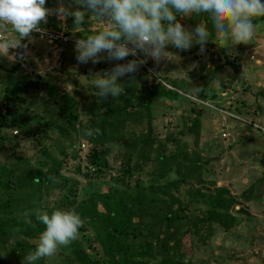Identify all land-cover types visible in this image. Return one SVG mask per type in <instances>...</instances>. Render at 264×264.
Returning a JSON list of instances; mask_svg holds the SVG:
<instances>
[{
  "label": "rangeland",
  "instance_id": "1",
  "mask_svg": "<svg viewBox=\"0 0 264 264\" xmlns=\"http://www.w3.org/2000/svg\"><path fill=\"white\" fill-rule=\"evenodd\" d=\"M61 3L66 7L71 5L73 11L78 7L73 0H46L45 7L53 10ZM196 17L195 14L188 16L180 14L177 19L191 30L194 27L189 25L187 18L195 20ZM197 22L201 24L202 20L199 19ZM41 23L48 28L67 32L73 41L50 43L31 33L29 38L23 39L25 43L19 61L14 58L18 48L9 49L7 55H0V102L3 89L20 88V91L9 95L10 113L7 119L13 125L22 124L20 129L17 127L1 129L5 138L0 145V169L12 161V155H22L32 165H35L38 159H46L44 156L49 158V135H55L49 132V120L57 114L58 107L63 106L64 115L72 109L76 115L75 126L77 124L86 126L92 101L99 98L94 85L96 74L102 75L103 72L110 71L116 63L126 62V60H101L95 64L91 61L87 64L77 62L75 41L96 35L105 28L104 23L91 13L86 14L85 22L82 24L75 25L72 16L60 19L52 13L47 15L46 23ZM253 23L254 36L247 44L233 46L221 42L215 34L212 38L214 47L205 46L206 51L203 55H198L197 44L188 50H178L169 44L165 49L167 51L165 57H162L158 64L148 57L147 63L142 65L138 72L119 79V83L124 86L125 95L127 93L145 95L153 87H157V90L175 91L181 95V97L155 95L157 99L151 102L149 114L150 128L157 139L167 140L165 145L170 151L175 149L176 144V140L172 142V137L179 139L178 145L185 144L184 152L187 153V157L193 159L194 164L199 167L201 182L191 180L193 183L191 195H187L182 182L180 185L183 186H180L179 190L171 189L172 193L183 201L193 195L198 197L196 202L191 198L187 214L202 217L210 202L200 194L212 197L217 189H224L227 191L225 197L229 196L235 200L228 210H218L219 215L213 212L212 216L218 219V223L215 220L211 222L214 223V227L208 244L205 242L197 249L194 247L195 235L190 234L185 241L184 228L178 232L177 239L183 243L192 240L195 248L191 255L195 254L192 258L191 255L187 256L185 264H196V259L205 263L213 253L209 249L215 248L218 243H227L231 247L239 248L238 246L246 239L243 229L250 231L255 226H264V218L259 220L251 214L254 212L264 215V17L253 18ZM14 38L15 32L10 26L8 31L0 29V39ZM217 47L226 48V55L233 66L223 62L224 57L218 52ZM135 58L137 57L130 56L127 59ZM194 62L198 67L190 69ZM215 66H220V69L215 72L214 77L206 79V70ZM217 81L220 85L218 88ZM195 88L199 90L193 91ZM100 99L112 103L119 100L110 95L106 99ZM56 118L58 122H62L64 116ZM145 118L144 115L141 127L145 126ZM193 120L196 126L192 130L190 127ZM37 124L45 125L41 127H45L46 131L37 132L38 139L34 140L24 131L34 129ZM221 129L226 132V137L220 136ZM78 137L73 150L62 140L53 146L55 153L60 148L66 153L64 164L61 166L65 180L55 182V188L50 191L49 188L42 191L41 199L46 207L60 198L62 192L57 187L62 183V191L72 184L75 199L80 200L109 187L130 191L137 185H157L178 180L180 177L176 174L175 167L177 164L183 168V161L179 157L163 174L146 176L141 172L124 182H114L112 177L118 174L122 164V145L119 142L93 143L89 136ZM81 144L84 146L81 147ZM92 145L96 148L94 149L96 157L103 159L105 163L98 177L83 175L87 171V156ZM72 152H76L77 158L71 156ZM97 209L102 210L100 205H97ZM245 214L248 217L247 223L243 222ZM162 230L161 227L159 232L155 230V233L161 235ZM40 235L41 233L33 241L39 242ZM74 247L98 264L105 261L93 230L83 224L77 239L68 246L59 247L54 255L44 257L42 264H73L71 260L76 261L72 252ZM238 253L240 254H234L235 258L248 264L246 261L248 253L244 250ZM62 255L67 256L65 261Z\"/></svg>",
  "mask_w": 264,
  "mask_h": 264
},
{
  "label": "trees",
  "instance_id": "2",
  "mask_svg": "<svg viewBox=\"0 0 264 264\" xmlns=\"http://www.w3.org/2000/svg\"><path fill=\"white\" fill-rule=\"evenodd\" d=\"M199 19L202 20V25L206 24L210 33L209 41L205 46L212 48L214 47L212 38L215 35L212 22L198 16L195 20L187 18V21L189 25L195 27L200 24L199 21L197 22ZM196 47L198 48L199 45ZM217 50L224 57L223 62L233 66L226 55V48L217 47ZM218 69L220 66L207 69L205 78L214 77ZM18 91L20 88L16 87L3 89L0 102V145L5 138L1 133L2 128H21L22 124L13 125L7 119L10 113L9 95ZM158 94L181 97L178 92L157 90V87H153L145 95L127 93L117 96V99L121 98L115 103L103 102L100 98L97 101L94 99L92 107L90 106L89 122L84 127L79 124L75 126L74 111L69 109L64 115L63 106L60 105L57 114L49 120V132L56 135H49V158L40 154L46 159H38L35 165H32L26 157L12 155V161L0 169V264H27L25 256L30 251H34L39 243L33 239L45 229V226L35 218L36 209L47 211L49 214L57 208L74 209L79 213L84 224L93 230L105 257V261L100 264H185L186 257L193 250V241L183 243L176 238L178 232L184 228L185 241L190 234L195 235L196 248L210 239L214 227V223L211 222L215 220L218 223V219L212 216L213 212L219 215L218 210H228L235 200L229 196L225 197L227 191L224 189H217L212 197L200 194L210 202L209 208L204 211L202 217L187 214L191 198L196 202L198 197L193 195L183 201L179 196L174 195L171 189L179 190V187L184 185L187 195H191L193 185L191 180L201 182L199 167L194 164L193 159L187 157V153L184 152L185 144L178 145L179 139L172 137V142L176 140V144L175 149L170 151L165 145L167 140H158L152 132L149 106L157 99L155 95ZM144 115L145 126L141 127ZM56 116L62 118L64 116L62 122H58ZM41 126L45 125L37 124L34 129L24 132L31 139L37 140L36 133L46 131L45 127ZM195 126L193 120L190 128L193 130ZM96 128H99L102 134L92 136L91 142L99 144L119 142L123 147L122 164L118 174L112 177L114 182H124L141 172L146 176L163 174L180 157L183 168L181 169L177 164L175 166L179 179L157 185H137L130 191L109 187L80 200L75 199L76 194L72 184L62 191V183L57 187L62 192L60 198L46 207L41 199L42 191L47 188L50 191L55 188V182L65 180L61 166L64 164L66 153L62 148L55 153L53 146L62 140L73 150L79 135L86 137L87 130ZM70 133L73 135L71 136ZM94 149L96 148L92 145L87 156V171L83 173L86 177L90 175L98 177L105 166L104 160L96 157ZM71 156L77 158L76 152H72ZM180 182L183 185H180ZM97 205L101 206V211L97 209ZM26 212L32 213L27 217L31 219V224L25 223ZM161 227L163 230L159 235L157 232ZM72 252L76 259V261L71 260L73 264H98L87 258L76 247ZM62 259L65 261L67 256L62 255ZM43 260L44 258H41L35 264H42Z\"/></svg>",
  "mask_w": 264,
  "mask_h": 264
},
{
  "label": "clouds",
  "instance_id": "3",
  "mask_svg": "<svg viewBox=\"0 0 264 264\" xmlns=\"http://www.w3.org/2000/svg\"><path fill=\"white\" fill-rule=\"evenodd\" d=\"M78 7L63 3L50 10L46 0H0V29L15 32L11 40L0 39V55H7L9 49L24 47L21 40L29 38L32 32H42L41 22L52 13L60 19L74 17V24L85 22L87 13L93 14L105 25L96 35L75 41L78 63L93 64L101 60L124 61L116 63L110 71L96 74L94 80L97 96L106 99L124 94L119 79L134 74L151 57L157 64L165 57L166 47L171 44L178 50H188L199 45L198 55L206 51L209 31L206 24H197L189 30L177 19L178 14H195L205 21L210 20L218 40L231 45L247 44L254 36L253 18L264 17L262 0H73ZM106 53V56H101ZM137 57L127 59L128 57ZM198 67L193 63L191 68ZM219 82H216L218 88ZM199 88L193 89L198 91ZM99 128L89 129L86 135H100ZM24 213L25 223L31 224ZM38 222L45 226L34 251L25 256L27 264H35L41 258L52 256L59 247L68 246L77 239L84 221L74 209H54L51 214L36 209Z\"/></svg>",
  "mask_w": 264,
  "mask_h": 264
},
{
  "label": "crops",
  "instance_id": "4",
  "mask_svg": "<svg viewBox=\"0 0 264 264\" xmlns=\"http://www.w3.org/2000/svg\"><path fill=\"white\" fill-rule=\"evenodd\" d=\"M251 214L254 215L255 218H258L259 220H261V218H264V215H260L258 213L253 212ZM246 218L248 219L247 215L245 214L243 216L244 219L243 222L247 223L248 221H246ZM243 232L245 234L246 239L244 240L241 246H238L240 249L236 247H231L227 243H223V244L218 243L215 246V248L209 249L212 250L213 253L209 255V258L206 259L207 261H205V263H201L200 259H196L195 260L196 264H239L241 262V259L235 258L234 254L239 255L240 253L238 252L240 250H244L246 253H248L246 258L248 264H264V226L261 227L255 226L254 228L250 229V231L243 229ZM211 238L212 237H210V239ZM251 246L253 247V249H251ZM194 254L195 253H193L192 255L190 254L191 258ZM240 264H245V263L241 262Z\"/></svg>",
  "mask_w": 264,
  "mask_h": 264
},
{
  "label": "built area",
  "instance_id": "5",
  "mask_svg": "<svg viewBox=\"0 0 264 264\" xmlns=\"http://www.w3.org/2000/svg\"><path fill=\"white\" fill-rule=\"evenodd\" d=\"M40 28L42 29V32H32L33 34L37 35L39 38H42L43 40L50 42V43H67L73 41V39L70 37L67 32L57 29H51L46 27L43 23L40 24ZM221 137H226V132L222 129L220 131ZM84 144H81V147H83Z\"/></svg>",
  "mask_w": 264,
  "mask_h": 264
},
{
  "label": "water",
  "instance_id": "6",
  "mask_svg": "<svg viewBox=\"0 0 264 264\" xmlns=\"http://www.w3.org/2000/svg\"><path fill=\"white\" fill-rule=\"evenodd\" d=\"M24 40H22L21 41V44L24 46ZM22 50H23V47H20V48H18L17 49V51L15 52V54H14V58H15V60L16 61H19L20 59H21V52H22ZM81 72H83V71H81Z\"/></svg>",
  "mask_w": 264,
  "mask_h": 264
}]
</instances>
